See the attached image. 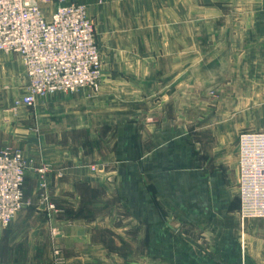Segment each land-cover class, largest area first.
<instances>
[{
    "label": "rangeland",
    "instance_id": "1",
    "mask_svg": "<svg viewBox=\"0 0 264 264\" xmlns=\"http://www.w3.org/2000/svg\"><path fill=\"white\" fill-rule=\"evenodd\" d=\"M78 1L87 7L100 52L96 86L48 94L26 106L21 59L11 54L0 64V150L20 153L26 174L31 165L39 175L38 203L25 198L22 185L19 212L33 206L40 212L27 209L33 219L57 212L47 181L53 168L47 160L55 157V147L45 146L55 136L44 128L55 119L51 110L41 115L40 108L59 102L64 109L54 118L75 117L100 130L92 136L99 149L89 170L105 190H94L92 224L78 229L94 239L91 264L194 262L197 251H213L204 243L208 228L199 224L220 218L211 210L215 193H230L235 186L230 172L239 135L264 131V0ZM68 133L71 144L83 141L84 136ZM117 135L115 157H106L108 141ZM60 141L67 142V135ZM235 187L238 198L237 178ZM204 202L209 210L202 209ZM238 213L246 233L264 241V218L242 219L240 203ZM136 230L141 240L149 238L138 254L129 239ZM252 245V259L245 264H264L260 245Z\"/></svg>",
    "mask_w": 264,
    "mask_h": 264
},
{
    "label": "crops",
    "instance_id": "2",
    "mask_svg": "<svg viewBox=\"0 0 264 264\" xmlns=\"http://www.w3.org/2000/svg\"><path fill=\"white\" fill-rule=\"evenodd\" d=\"M81 3L84 4V2ZM8 56H5L3 61L8 60ZM83 101L85 102V100ZM51 108H40V114H50L48 111L51 110L52 120L55 119V123H52L51 126H44V128L55 136L54 143L50 145L45 143V146L55 147V157L47 160L53 167L47 177V181L49 182L51 201L56 206L57 212L54 211L50 219L37 217L33 219L27 209L33 214L40 212L36 209L34 210V208H29L33 206H29L19 212L7 227L2 228L0 226V264H91L94 239L86 233L78 234V229L81 230L80 228L83 226L92 224L88 220H90V216L92 217L93 211L97 210L95 208L96 204L92 202L94 190L97 187L100 190L102 188L105 190V186L97 183L99 177L96 178L97 175H94L89 170V162L94 156L98 155L97 149L99 147L97 145L92 146V144H95L92 136L96 134L97 131L95 129L98 126L94 129L92 124L78 123V118H71V116H59L60 120L58 116L54 118L58 110L61 112L64 109L63 106L59 105V102H55V106ZM78 111L79 113L91 112V108H78ZM71 120L73 121L71 122ZM71 131L77 134L78 138L79 135L84 136L82 138L83 141L79 139L80 141H75L71 144L69 141V134L71 133H68ZM64 135H67L68 141L62 143L60 140L63 139ZM118 137L120 135L115 138L112 137L108 141L111 148L105 153L106 157L108 155L115 157L114 152L118 150L120 145ZM128 138H130L132 147L131 163L135 168L137 161L135 155L138 152L136 150V140L133 133ZM73 146L76 149H72ZM113 146L114 149H112ZM167 153L169 152L165 148L161 152L162 155ZM152 155H147V157ZM29 168L30 171L27 172L24 179L23 190L25 196H27L25 198L30 199L32 204H36L38 198H40L39 175L34 172L33 166L30 165ZM231 170L234 171L230 172V174L233 176V182L236 186L237 152L234 170L233 168ZM224 174L225 172H223ZM100 178L106 179L105 176H100ZM235 186H233V189L230 188V193L225 191L222 194L215 193V196L213 195L216 202L212 204L211 210L213 215H217V218H220L217 220L213 219L209 224L205 220L200 221L201 224L199 225L202 228H208L204 243L211 244L213 251L210 254L197 251L195 253L196 260L194 262H186V264H245L244 260L246 258L252 259V243L260 245V256L264 258V249L261 250L263 248L261 244H264V241L261 240L262 237L246 233L245 225L239 218V200ZM213 192L214 190L212 189V194ZM39 207L41 208L40 211L45 209L44 205ZM135 208L139 210L140 205L136 204ZM37 209L39 210V208ZM202 209L209 210L210 208L204 202ZM42 214L44 213L42 212ZM131 217L135 216L132 214ZM134 219H137L138 222L140 218L137 216ZM137 222L134 223L132 221V224ZM239 231H241V234H239ZM75 232L77 233L75 234ZM136 232L137 235H132L129 239L135 242V245H132V250L138 254L140 252V243L142 242V247H144L145 241H149V238L141 240L139 231L136 230ZM123 242H128V240ZM256 245L255 248L257 247ZM54 250L60 252L62 259L60 258L59 261L55 259ZM182 258H184V255ZM186 261H188L187 258Z\"/></svg>",
    "mask_w": 264,
    "mask_h": 264
},
{
    "label": "built area",
    "instance_id": "3",
    "mask_svg": "<svg viewBox=\"0 0 264 264\" xmlns=\"http://www.w3.org/2000/svg\"><path fill=\"white\" fill-rule=\"evenodd\" d=\"M11 54L24 65L26 91L21 102L26 106L48 94L94 87L101 77L94 25L78 0H0V64ZM237 147L240 216L264 218V131L241 133ZM25 170L20 153L0 150L3 228L23 205Z\"/></svg>",
    "mask_w": 264,
    "mask_h": 264
}]
</instances>
